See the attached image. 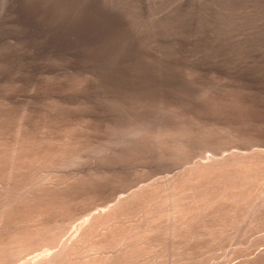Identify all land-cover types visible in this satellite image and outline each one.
I'll use <instances>...</instances> for the list:
<instances>
[{
	"label": "rangeland",
	"instance_id": "rangeland-1",
	"mask_svg": "<svg viewBox=\"0 0 264 264\" xmlns=\"http://www.w3.org/2000/svg\"><path fill=\"white\" fill-rule=\"evenodd\" d=\"M0 193L14 264H264V0H0Z\"/></svg>",
	"mask_w": 264,
	"mask_h": 264
},
{
	"label": "bare ground",
	"instance_id": "bare-ground-1",
	"mask_svg": "<svg viewBox=\"0 0 264 264\" xmlns=\"http://www.w3.org/2000/svg\"><path fill=\"white\" fill-rule=\"evenodd\" d=\"M230 160V159H229ZM233 160V159H232ZM231 162V161H230ZM214 163V162H213ZM208 165V164H207ZM210 166V165H209ZM220 166V165H219ZM195 169V168H194ZM13 172V171H12ZM191 175V174H190ZM187 180V179H186ZM176 181V180H175ZM175 183V182H174ZM11 192V191H10ZM43 192V191H42ZM41 192V193H42ZM247 192V191H246ZM12 193V192H11ZM10 193V195H12ZM40 193V192H39ZM40 193V194H41ZM149 193V192H148ZM1 194V193H0ZM39 194V195H40ZM48 195V194H47ZM1 196H2V194H1ZM46 195H44V197H45ZM50 196V195H49ZM4 197V196H3ZM13 197V196H12ZM222 197V196H221ZM5 198H10L9 196H5ZM33 198V197H32ZM55 198V197H54ZM36 200L38 199L37 197L35 198ZM42 199V198H41ZM50 199V198H49ZM143 199V198H142ZM7 200V199H6ZM16 200V199H15ZM35 200V201H36ZM10 201V200H9ZM125 201V200H124ZM234 201V200H233ZM13 203V202H12ZM128 203V202H127ZM3 204V203H2ZM119 204V203H118ZM233 204V203H232ZM29 205V204H28ZM5 206H7V205H5ZM20 206V205H19ZM32 206V205H31ZM118 206V205H117ZM8 207V206H7ZM22 207V206H21ZM114 207H116V206H114ZM119 207V206H118ZM117 208V207H116ZM115 208V209H116ZM143 208V207H142ZM184 208V207H183ZM177 209V208H176ZM4 210V209H3ZM102 210V209H101ZM103 211H105V210H103ZM118 211V210H117ZM205 212V211H204ZM101 213V212H100ZM104 213V212H103ZM105 216H107L106 214H104ZM116 215V214H115ZM93 216L94 217H91V219L90 220H86V222L84 223V224H82V225H80L79 226V228H77V230H75V231H77V233L76 234H73V235H71L70 237H69V239L67 240V241H65V240H62L61 239V237L63 236H61V234H62V227L60 228L58 225L60 224V222L57 224V223H55V224H52V227L50 226H46V228H40V229H42V230H37L38 231V234H37V236L36 237H38L39 238V236H41V237H43V239H44V241H45V239H46V241H49V240H57L56 242H58V244H59V247L55 250L54 248V250L55 251H53V252H50L49 253V251L45 254V252H44V254H41V256L39 255L38 257H36V258H32V259H30V261L28 262H26V263H28V264H65V262L67 261L68 262V260H66V259H64V257L65 256H67L66 254L67 253H69V251H71V249L73 248V252H74V249L76 248L75 246L76 245H78V244H76V243H78L79 242V240L80 239H82V236L83 235H86V232L88 231V230H90L91 229V227H93V226H97V224L99 223L98 221H100L104 216H103V214H101V216H100V214H96V215H94L93 214ZM105 219V218H104ZM63 220V219H62ZM112 221V220H111ZM97 222V223H96ZM101 222V221H100ZM54 223V222H53ZM96 223V224H95ZM104 223V222H103ZM107 224V223H106ZM42 225V224H41ZM48 227V228H47ZM65 228V227H64ZM68 228V227H67ZM93 229H95V228H93ZM181 229V228H180ZM36 230V229H35ZM34 230V231H35ZM33 231V232H34ZM40 231L42 232V233H40ZM65 231V230H64ZM67 231V230H66ZM202 231V230H201ZM29 233H31L32 231L30 230V231H28ZM27 232V233H28ZM33 232L30 234V237H28L27 235H29V233L28 234H26V233H24V235L26 234V236L24 237H22V235H23V232L21 233L22 235H20L19 234V237L21 236L22 238H17L16 236V239H15V242H13V244H10L9 242V245H11V246H6V245H4V244H1L0 243V264H12L13 263V261L16 259V257H14L13 258V256H15L16 255V250H18V251H20L19 249H17V247L19 246V245H22V244H24V243H26V245L28 244V242L27 241H29V244H28V249H30V241L31 240H34L35 239V236L33 235ZM72 232V231H71ZM90 232V231H89ZM104 232V231H103ZM40 233V234H39ZM75 233V232H74ZM35 235H36V233H35ZM39 235V236H38ZM65 235V234H64ZM88 235H90V234H88ZM87 235V236H88ZM136 235V234H135ZM18 236V235H17ZM258 236V235H257ZM86 238V237H85ZM84 238V239H85ZM147 238V237H146ZM40 239V238H39ZM65 239V238H64ZM14 240V239H13ZM43 241V240H42ZM83 241V240H82ZM82 241L80 242V243H82ZM2 242H3V240H2ZM35 242V241H34ZM34 242H32L31 241V243H33L34 244ZM91 242V241H90ZM57 244V245H58ZM15 245V246H14ZM16 247V248H15ZM25 245L23 246V248L24 249H22V251L24 252L25 251ZM33 247V246H32ZM57 247V246H56ZM14 248H15V251H14ZM19 248H22V247H20L19 246ZM27 248V247H26ZM77 249V248H76ZM95 249V248H94ZM31 250V249H30ZM29 250V251H30ZM49 250H50V248H49ZM17 251V253H20V252H18ZM27 251V250H26ZM28 252V251H27ZM22 253V252H21ZM24 254H26V253H24ZM23 254V255H24ZM19 255V254H18ZM22 255V256H23ZM21 256V255H20ZM69 256V255H68ZM18 258V257H17ZM20 258V257H19ZM31 258V257H30ZM66 258V257H65ZM69 258V257H68ZM72 258V257H71ZM255 258V257H254ZM253 258V259H254ZM14 259V260H13ZM29 260V259H28ZM77 260V259H76ZM20 261V260H19ZM65 261V262H64ZM70 261V260H69ZM72 261V260H71ZM15 262H16V260H15ZM14 262V263H15ZM18 262V261H17ZM13 263V264H14ZM67 264V263H66ZM71 264V263H70ZM234 264H236V263H234ZM238 264V263H237Z\"/></svg>",
	"mask_w": 264,
	"mask_h": 264
}]
</instances>
